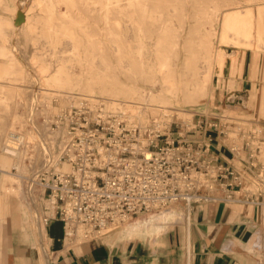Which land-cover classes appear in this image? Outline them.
Instances as JSON below:
<instances>
[{
    "label": "bare ground",
    "instance_id": "6f19581e",
    "mask_svg": "<svg viewBox=\"0 0 264 264\" xmlns=\"http://www.w3.org/2000/svg\"><path fill=\"white\" fill-rule=\"evenodd\" d=\"M250 1L257 11L243 5V0H0V57L6 60L0 65V78L10 81L9 94L0 95V107L14 111L10 120L0 115V144L7 134L19 135L7 130L25 126L28 119L18 112L28 106L21 83L31 81L19 57L22 43L33 47L28 58L37 73L46 75L43 84L50 87L43 88L46 111L70 108L82 97L99 93L109 97L102 98L109 110L147 124L151 113L160 117L175 103H198L213 95L214 70L223 69L228 56L234 64L237 60L222 44L264 46V0ZM225 83L233 88L236 82ZM49 89L58 96V107ZM236 96L237 92L230 94V108ZM243 97L253 104L258 94L251 90ZM191 112L178 110L185 118ZM27 133L39 138L35 148L43 147L40 132ZM47 135L62 149L66 126L48 130ZM1 145L10 154L0 155V169L18 165V190L24 193L23 177L35 164L26 163L29 148L21 161L16 147L6 141ZM60 155L47 157L41 169L48 168L50 161L58 164ZM69 168L67 163L57 165L60 170Z\"/></svg>",
    "mask_w": 264,
    "mask_h": 264
},
{
    "label": "built area",
    "instance_id": "2783aa9c",
    "mask_svg": "<svg viewBox=\"0 0 264 264\" xmlns=\"http://www.w3.org/2000/svg\"><path fill=\"white\" fill-rule=\"evenodd\" d=\"M170 115L141 124L102 98L82 97L58 117L67 136L57 165L70 168L50 166L41 184L65 238L98 237L176 204L237 201L264 211V128L253 126L242 146L226 143L235 167L212 154L217 138L226 142L231 116L196 111L189 124L178 117L168 123Z\"/></svg>",
    "mask_w": 264,
    "mask_h": 264
},
{
    "label": "crops",
    "instance_id": "0c3cea01",
    "mask_svg": "<svg viewBox=\"0 0 264 264\" xmlns=\"http://www.w3.org/2000/svg\"><path fill=\"white\" fill-rule=\"evenodd\" d=\"M234 55L235 64L228 56L223 69L218 68V79L250 82L251 87L264 81V59ZM228 93L216 90L215 104ZM212 154L222 164L239 165L221 137L214 141ZM11 181L18 184L13 175ZM31 195L37 201L47 197V190L35 188ZM30 203L18 185L0 176V264H264V211L259 206L219 201L186 209L176 204L98 237L69 240L57 216H44L42 227V212L49 208Z\"/></svg>",
    "mask_w": 264,
    "mask_h": 264
},
{
    "label": "rangeland",
    "instance_id": "374dc122",
    "mask_svg": "<svg viewBox=\"0 0 264 264\" xmlns=\"http://www.w3.org/2000/svg\"><path fill=\"white\" fill-rule=\"evenodd\" d=\"M243 5L245 6L252 5L255 11H257L258 9V6L256 4H253L252 1L250 0H243ZM241 9H244V8H241ZM216 27L218 28L217 24H216ZM222 47L229 54L242 53L244 56L246 55L245 53H247L248 60L251 58H257L258 61H261L264 59V46L254 49V48H251L245 45L237 46L234 44H222ZM18 52H19V57L21 61L26 66V68L29 70L30 76H31L30 82L21 83L22 88H24L27 91L26 97L23 98V101L28 103L29 108L28 106L26 107L24 105L18 108V112L20 114L26 115L28 119H27L25 126L16 125L14 129L12 128V129L7 130V131L11 130L15 132L16 134H19L18 136L7 134L3 136V141H6L11 146L16 147L15 153H17L21 161L25 159L26 149L29 148V152H28L29 157H27L26 163L28 164V166L31 163L33 164L35 163V164L31 165V167L29 166L30 172L27 175L28 177H23V179L26 185L24 189V193L26 192V199L29 202H31L30 207L41 206L43 209L50 208V207L52 208V204H51V201L48 199V196L47 197L41 196V198L36 197V199H39V200L34 201L33 196L31 194L35 188H39L41 192L43 193L45 192V187L44 185L41 184V182L43 178L45 177L44 175L45 171L48 170L50 166L54 165L55 162L53 163V161L52 162L50 161L48 164V168L43 169V170L41 169L40 166L43 164V162L45 161L47 157H50L51 159H53L55 155L61 154V151H62L60 146H54L52 144V138H50L47 135L48 130L54 131V130H57L59 126H65L63 124H57V119L63 114L64 110H66L69 107L60 109V110H54L51 112L46 111V106L43 101L42 94L44 91L43 88H50V87L43 84L44 78L46 77V75L37 73L36 69L34 68V65L31 63L30 59L28 58L31 52H33V47H26V44L22 43V45L18 46ZM5 64H6V60L0 57V65H5ZM218 76H219L218 68H216L214 70V83H213V88H212V92H213L212 96H206L204 98H201L198 103L190 104V103H185L183 101L180 103H175L174 105L175 107H172L168 111L169 114L171 115L169 117L166 116V118H169L167 119L166 122L171 123L174 120H178L177 119L178 117V118H184L186 121L189 122V124H193L194 122L193 118L196 119V117H193L194 112L202 111L201 109L209 107V110H208L209 112H214V113H219V114L223 112L224 115L226 114L227 116L232 117L230 121L231 122L230 133L228 135V138L226 139V143L230 145H233L234 143H236L242 146L245 138L248 137V131H250L253 126H259V127L261 126L264 128V113H262L260 109L261 104L263 103L262 99L264 97L263 95L264 94L263 92L264 81L254 82L253 87H251L250 82L241 83L239 81L238 82L235 81L236 83L234 87L230 88V86H228L225 83V81L218 79ZM9 82H10L9 79L0 78V84H2V86L0 85V95L4 96L6 94H9L10 90L6 86V84H8ZM219 88H221L222 91L223 90L229 91V93L224 97V100H222L221 103L215 104L216 103L215 101L216 90H218ZM251 90H254L258 94V97L253 104L245 100H241L242 98L244 99L243 95H247L248 92H250ZM49 92H51L52 94H55V91L53 90L49 89ZM74 92L75 94L88 95V93H80L79 91H74ZM233 92H237V96L235 97L236 103H235V106H232V108H230L228 101H229L230 94H232ZM260 95L262 99L260 98ZM95 96L98 98H109L108 96L103 97L99 93H96ZM52 103L54 106H57V107L60 105V100L58 96H56V94L54 95L52 99ZM212 105L214 107H218V106L219 107L211 109L210 107ZM178 110L179 111L181 110L189 111L190 110L192 112L188 118H185V117L179 116ZM0 112L1 114L3 113L2 116H5L7 120H10L12 118V115L14 114L13 110H10L9 107L3 106V105L0 107ZM155 116H156L155 113L154 114L151 113L149 120L150 121L151 119L153 120L154 118H156ZM239 127H242V129L240 130ZM28 131H31V132L34 131L35 133L37 132V134L40 132L39 133L41 135L40 140L42 141L43 147L41 146L39 149L35 148V145L38 143L39 138L36 140L34 138L29 137L27 133ZM243 132H245L246 137L242 135ZM234 133H237V134H234ZM234 137L237 138L235 141L234 139H231ZM6 149L3 148V145L0 144V155H4V156L9 155L10 152ZM8 171L10 172H0V176H3L4 180L7 183L11 184L12 186L13 185L17 186L18 184L16 182L13 183L11 181V178L13 175L14 180H16L17 182L18 180H20L18 179L19 174H21L20 168L18 167V165H13L11 168L8 169ZM29 191L31 192V194ZM49 210L44 209V212H42L43 220L45 219L44 216L50 215ZM143 218H146V216L139 218V220Z\"/></svg>",
    "mask_w": 264,
    "mask_h": 264
}]
</instances>
